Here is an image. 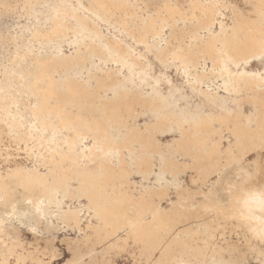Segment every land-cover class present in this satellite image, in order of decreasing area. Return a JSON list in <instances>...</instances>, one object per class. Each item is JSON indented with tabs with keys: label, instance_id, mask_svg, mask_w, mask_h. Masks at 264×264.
<instances>
[{
	"label": "rangeland",
	"instance_id": "1",
	"mask_svg": "<svg viewBox=\"0 0 264 264\" xmlns=\"http://www.w3.org/2000/svg\"><path fill=\"white\" fill-rule=\"evenodd\" d=\"M263 82L264 0H0V264H264Z\"/></svg>",
	"mask_w": 264,
	"mask_h": 264
},
{
	"label": "bare ground",
	"instance_id": "2",
	"mask_svg": "<svg viewBox=\"0 0 264 264\" xmlns=\"http://www.w3.org/2000/svg\"><path fill=\"white\" fill-rule=\"evenodd\" d=\"M91 1H93V0H91ZM97 1H98V0H97ZM108 1H109V0H108ZM110 1H112V0H110ZM188 1H189V0H188ZM180 2H181V1H180ZM80 3H81V2H80ZM96 3H97V2H96ZM165 3H166V2H165ZM168 3H169V1H168ZM193 3H194V2H193ZM104 4H105V2H104ZM111 4H112V3H111ZM113 4H114V3H113ZM118 4H119V3H118ZM209 4H210V3H209ZM217 4H218V3H217ZM261 4H262V3H261ZM199 5H200V4H199ZM81 6H82V5H81ZM195 6H196V5H195ZM211 6H212V5H211ZM60 7H61V6H60ZM102 7H103V6H102ZM169 7H171V6H169ZM173 7H174V6H173ZM201 7H203V5H201ZM114 8H115V7H114ZM123 8H124V7H123ZM123 8H122V9H123ZM175 8H176V7H175ZM195 8H196V7H195ZM199 8H200V7H199ZM88 9H89V8H88ZM90 9H91V8H90ZM93 9H94V8H93ZM169 9H170V8H169ZM172 9H173V8H172ZM202 9H203V8H202ZM206 9H208V8H206ZM209 9H210V8H209ZM258 9H259V8H258ZM99 10H100V9H99ZM102 10H103V9H102ZM104 10H105V9H104ZM128 10H129V9H128ZM139 10H140V9H139ZM163 10H164V9H163ZM194 10H195V9H194ZM58 11H59V10H58ZM63 11H64V10H63ZM72 11H73V9H72ZM90 11H91V10H90ZM170 11H171V10H170ZM206 11H209V10H206ZM104 12H106V11H104ZM179 12H180V11H178V13H179ZM66 13H67V12H66ZM165 13H166V12H165ZM175 13H176V10H175ZM219 13H220V12H219ZM55 14H56V13H55ZM61 14H62V13H61ZM105 14H106V13H105ZM110 14H111V13H110ZM113 14H115V13H113ZM122 14H123V13H122ZM124 14H125V13H124ZM124 14H123V15H124ZM166 14H167V13H166ZM203 14H204V13H203ZM185 15H186V14H185ZM125 16H126V15H125ZM149 16H150V15H149ZM163 16H164V15H163ZM197 16H198V15H197ZM210 16H211V15H210ZM210 16H209V17H210ZM54 17H55V16H54ZM117 17H118V16H117ZM135 17H137V15H136ZM60 18H61V16H60ZM64 18H65V17H64ZM108 18H109V17H108ZM110 18H111V17H110ZM110 18H109V19H110ZM170 18H171V16H170ZM184 18H185V16H184ZM187 18H188V17H187ZM189 18H190V16H189ZM194 18H195V17H194ZM204 18H205V17H204ZM75 19H76V18H75ZM81 19H82V17H81ZM155 19H156V18H155ZM82 20H83V19H82ZM84 20H85V19H84ZM105 20H106V19H105ZM119 20H120V19H119ZM173 20H174V18H173ZM173 20H172V21H173ZM194 20L196 21V19H194ZM211 20H212V19H211ZM53 21H54V19H53ZM138 21H139V20H138ZM148 21H149V20H148ZM191 21H192V20H191ZM79 22H80V21H79ZM121 22H122V21H121ZM124 22H125V21H124ZM144 22H145V21H144ZM206 22H208V21H206ZM81 23H83V22H81ZM59 24H60V23H59ZM83 24H84V23H83ZM91 24H92V23H91ZM133 24H134V23H133ZM151 24H152V22H151ZM154 24H155V23H154ZM209 24H210V23H209ZM253 24H254V23H253ZM92 25H93V24H92ZM120 25H121V24H120ZM155 25H156V24H155ZM82 26H83V25H82ZM127 26H128V25H127ZM157 26H158V25H157ZM63 27H64V26H63ZM65 27H66V25H65ZM85 27H86V26H85ZM125 27H126V25H125ZM142 27H143V26H142ZM145 27H146V26H145ZM60 28H61V27H60ZM75 28H76V27H75ZM121 28H122V27H121ZM137 28H138V27H137ZM154 28H155V27H154ZM176 28H177V27H176ZM233 28H234V27H233ZM51 29H52V28H51ZM63 29H64V28H63ZM86 29H87V28H86ZM146 29H147V28H146ZM205 29H206V28H205ZM240 29H241V28H240ZM249 29H250V28H249ZM254 29H255V27H254ZM56 30H57V28H56ZM77 30H78V28H77ZM144 30H145V29H144ZM159 30H160V28H159ZM206 30H208V29H206ZM251 30H252V29H251ZM52 31H53V30H52ZM62 31H63V30H62ZM75 31H76V30H75ZM79 31H81V30H79ZM169 31L171 32V30H169ZM201 31H203V30H201ZM256 31H257V30H256ZM50 32H51V31H50ZM77 32H78V31H77ZM84 32H85V31H84ZM94 32L96 33V31H94ZM100 32H101V31H100ZM124 32H125V31H124ZM127 32H128V31H127ZM127 32H126V33H127ZM174 32H175V31H174ZM187 32H188V31H187ZM261 32H262V30H261ZM75 33H76V32H75ZM160 33H161V32H160ZM46 34H48V32H47ZM55 34H56V33H55ZM66 34H67V33H66ZM98 34H99V33H98ZM262 34H263V32H262ZM53 35H54V33L52 34V36H53ZM91 35H92V34H91ZM149 35H150V34H149ZM58 36H59V35H58ZM50 37H51V36H50ZM169 37H170V36H169ZM236 37H237V36H236ZM42 38H43V37H42ZM46 38H47V37H46ZM137 38H138V37H137ZM73 39H74V38H73ZM92 39H93V38H92ZM97 39H98V38H97ZM142 39H143V38H142ZM99 40H100V39H99ZM144 40H145V39H144ZM229 40H230V39H229ZM258 40H259V39H258ZM260 40H261V39H260ZM38 41H39V40H38ZM137 41H138V39H137ZM159 41H160V39H158V42H159ZM184 41H185V40H184ZM188 41H189V40H188ZM55 42H56V41H55ZM115 42H116V41H115ZM163 42H164V41H163ZM212 42H213V41H212ZM239 42H240V41H239ZM75 43H76V42H75ZM256 43H257V42H256ZM259 43H260V42H259ZM47 44H48V43H47ZM65 44H66V42H65ZM104 44H105V43H104ZM106 44H108V42H107ZM144 44H145V43H144ZM153 44H154V43H153ZM206 44H208V43H206ZM210 44H211V43H210ZM252 44H253V43H252ZM73 45H74V43H72V46H73ZM77 45H78V43H77ZM116 45H117V44H116ZM57 46H58V45H57ZM78 46H80V45H78ZM91 46H92V45H91ZM107 46H109V45H107ZM110 46H111V45H110ZM147 46H148V45H147ZM151 46H152V45H151ZM158 47H159V45H158ZM208 47H209V46H208ZM247 47H248V46H247ZM259 47H260V46H259ZM48 48H49V47H48ZM76 48H77V47H76ZM88 48H89V47H88ZM92 48H93V47H92ZM102 48H103V47H102ZM102 48H101V49H102ZM114 48H115V46H114ZM188 48H189V47H188ZM252 48H253V47H252ZM260 48H261V47H260ZM22 49H23V48H22ZM78 49H79V48H78ZM152 49H153V47H152ZM158 49H159V48H158ZM161 49H162V48H161ZM212 49H213V48H212ZM234 49H235V48H234ZM93 50H94V49H93ZM114 50H115V49H114ZM118 50H119V49H118ZM120 50H121V49H120ZM120 50H119V51H120ZM154 50H155V48H154ZM171 50H172V49H171ZM186 50H187V49H186ZM191 50H192V49H191ZM191 50H190V51H191ZM204 50H205V49H204ZM231 50H232V49H231ZM257 50H259V49H257ZM87 51H88V50H87ZM99 51H100V50H99ZM102 51H104V49H103ZM160 51H161V50H160ZM164 51H165V50H164ZM251 51H252V50H251ZM251 51H250V52H251ZM59 52H60V51H59ZM104 52H106V51H104ZM158 52H159V50H158ZM205 52H206V51H205ZM239 52H240V51H239ZM77 53H78V52H77ZM92 53H93V51H92ZM96 53H97V51H96ZM114 53H115V52H114ZM114 53H113V54H114ZM116 53H117V52H116ZM123 53H125V52H123ZM123 53H122V54H123ZM227 53H228V51H227ZM259 53H260V52H259ZM131 54H132V53H131ZM160 54H162V53H160ZM183 54H184V53H183ZM190 54H191V53H190ZM248 54H250V53H248ZM248 54H247V56H248ZM77 55H80V52H79V54H77ZM94 55H95V54H94ZM99 55H100V54H99ZM103 55H104V53H103ZM103 55H102V56H103ZM111 55H112V54H111ZM115 55H116V54H115ZM118 55H119V54H118ZM120 55H121V54H120ZM125 55H126V54H125ZM127 55H130V54H127ZM192 55H193V54H192ZM91 56H93V54H92ZM123 56H124V55H123ZM181 56H182V55H181ZM208 56H209V55H208ZM230 56H231V54H230ZM67 57H68V56H67ZM99 57H100V56H99ZM120 57H121V56H120ZM175 57H176V56H175ZM183 57H184V55H183ZM191 57H192V56H191ZM209 57H210V56H209ZM69 58H70V57H69ZM136 58H137V57H136ZM171 58L173 59V57H171ZM231 58H232V57H231ZM80 59H81V58H80ZM100 59H101V58H100ZM104 59H106V58H104ZM117 59H118V58H117ZM121 59H122V58H121ZM132 59H134V58L132 57ZM232 59H233V58H232ZM247 59H248V57H247ZM250 59H251V58H250ZM84 60H85V59H84ZM84 60H82V61H84ZM135 60H136V59H135ZM178 60H179V59H178ZM178 60H177V61H178ZM43 61H44V60H43ZM50 61H51V60H50ZM111 61H112V60H111ZM113 61H114V60H113ZM124 61H125V60H124ZM126 61H127V60H126ZM190 61H191V60H190ZM249 61H250V60H249ZM71 62H72V61H71ZM74 62H75V60H74ZM78 62H81V61L79 60ZM86 62H87V61H86ZM129 62H130V61H129ZM45 63H47V61H46ZM56 63H57V62H56ZM93 63H94V62H93ZM114 63H115V61H114ZM179 63H180V62H179ZM88 64H89V63H88ZM180 64H181V63H180ZM73 65H74V64H73ZM84 65H85V64H84ZM183 65H184V64H183ZM38 66H39V65H38ZM40 66H42V65H40ZM75 66H76V65H75ZM79 66H80V65H79ZM121 66H122V65H121ZM185 66H186V65H185ZM187 66H188V65H187ZM194 66H195V65H194ZM45 67H46V66H45ZM47 67H48V66H47ZM73 68H74V67H73ZM122 68H123V67H122ZM169 68H170V67H169ZM184 68H185V67H184ZM79 69H80V68H79ZM89 69H90V68H89ZM181 69H182V68H181ZM52 70H53V67H52ZM80 71H81V70H80ZM119 71H120V70H119ZM73 72H74V71H73ZM193 72H194V71H193ZM44 73H45V72L42 73L43 76L45 75ZM46 73H47V72H46ZM53 73H54V71H53ZM80 73H81V72H80ZM188 73H189V72H188ZM42 74H40V76H41ZM137 74H138V73H137ZM195 74H196V73H195ZM202 74H203V73H202ZM202 74H201V75H202ZM36 75H37V74H36ZM88 75H89V73H88ZM113 75H114V74H113ZM138 75H139V74H138ZM43 76H42V77H43ZM193 76H194V75H193ZM96 77H97V76H96ZM133 77H134V75H133ZM231 77H232V76H231ZM47 78H48V77H47ZM121 78H122V77H121ZM139 78H140V77H139ZM100 79H101V78H100ZM107 79H108V78H107ZM140 79H141V78H140ZM180 79H181V78H180ZM231 79H232V78H231ZM51 80H52V79H51ZM211 80H212V79H211ZM228 80H229V79H228ZM235 80H236V79H235ZM52 81H53V80H52ZM67 81H68V80H67ZM87 81H88V80H87ZM115 81H116V80H115ZM196 81H197V80H196ZM238 81H239V80H238ZM256 81H258V80L256 79ZM48 82H49V81H48ZM57 82H58V81H57ZM128 82H129V81H128ZM30 83H31V82H30ZM55 83H56V82H55ZM68 83H69V82H68ZM198 83H199V82H198ZM231 83H232V82H231ZM258 83H259V82H258ZM263 83H264V82H263ZM36 84H37V83H36ZM36 84H35V85H36ZM45 84H46V83H45ZM71 84H72V83H71ZM118 84H119V83H118ZM232 84H233V83H232ZM48 85H49V84L47 83V86H48ZM57 85H58V84H57ZM201 85H202V84H201ZM223 85H224V84H223ZM33 86H34V85H33ZM44 86H45V85H44ZM75 86H76V85H75ZM112 86H113V85H112ZM232 86H233V85H232ZM50 87H51V86H50ZM82 87H83V86H82ZM88 87H89V86H88ZM97 87H98V86H97ZM173 87H174V86H173ZM36 88H37V87H36ZM36 88H35V90H36ZM45 88H46V87H45ZM99 88H100V87H99ZM37 89H38V88H37ZM47 89H48V88H47ZM70 89H71V88H70ZM70 89H69V91H70ZM192 89H193V88H192ZM79 90H80V89H79ZM111 90H112V89H111ZM139 90H140V88H139ZM201 90H202V89H201ZM218 90H219V89H218ZM247 90H248V89H247ZM42 91H43V90H42ZM44 91H45V90H44ZM46 91H47V90H46ZM69 91H68V92H69ZM141 91H142V90H141ZM194 91H195V90H194ZM206 91H208V90H206ZM259 91H260V90H259ZM259 91H258V92H259ZM49 92H50V91H49ZM51 92L53 93V90H52ZM63 92H64V91H63ZM85 92H86V91H85ZM115 92H116V91H115ZM209 92H210V91H209ZM31 93H32V92H31ZM36 93H37V92H36ZM38 93H39V92H38ZM47 93H48V92H47ZM54 93H55V91H54ZM54 93H53V94H54ZM70 93H72V92H70ZM70 93H69V94H70ZM75 93H77V92H75ZM202 93H203V92H202ZM237 93H238V92H237ZM40 94H41V93H40ZM57 94H58V93H57ZM60 94H63V93L60 92ZM69 94H67V95H69ZM138 94H139V93H138ZM216 94H217V93H216ZM239 94H240V93H239ZM257 94H258V93H257ZM38 95H39V94H38ZM41 95H43V93H42ZM55 95H56V93H55L54 95H52V96L55 97ZM71 95H72V94H71ZM208 95H209V94H208ZM39 96H40V95H39ZM45 96H46V95H45ZM45 96H44V97H45ZM85 96H86V95H85ZM116 96H117V95H116ZM160 96H161V95H160ZM257 96H258V95H257ZM48 97H49V95H48ZM57 97H58V96H57ZM68 97H69V96H68ZM73 97H74V96H73ZM76 97H77V96H76ZM117 97H118V96H117ZM134 97H135V96H134ZM149 97H150V95H149ZM252 97H253V96H252ZM40 98H41V97H40ZM141 98H142V97H141ZM262 98H263V97H262ZM44 99H45V98H44ZM49 99H50V98H49ZM93 99H94V98H93ZM133 99H134V98H133ZM164 99H165V98H164ZM209 99H210V97H209ZM216 99H217V98H216ZM250 99H251V98H250ZM253 99H254V98H253ZM256 99H257V98H256ZM45 100H47V99H45ZM52 100H53V98H52ZM85 100H86V99H85ZM211 100H212V99H211ZM260 100H261V99H260ZM47 101L49 102V100H47ZM67 101H68V100H67ZM131 101H132V100H131ZM163 101H164V100H163ZM229 101H230V100H229ZM40 102H41V101H40ZM54 102H55V101H54ZM54 102H53V103H54ZM84 102H85V101H84ZM108 102H109V101H108ZM164 102H165V101H164ZM236 102H237V101H236ZM261 102H262V100H261ZM263 102H264V101H263ZM42 103H43V102H42ZM57 103H58V102H57ZM71 103H73V102H71ZM151 103H152V102H151ZM153 103H154V101H153ZM157 103H158V102H157ZM162 103H163V102H162ZM108 104H109V103H108ZM112 104H114V103L112 102ZM116 104H117V103H116ZM116 104H114V105H116ZM12 105H13V104H12ZM42 105H43V104H42ZM44 105L46 106V105H48V104H44ZM72 105H73V104H72ZM72 105H71V106H72ZM87 105H88V104H87ZM135 105H136V104H135ZM150 105H151V104H150ZM40 106H41V105H40ZM56 106H57V105H56ZM107 106H108V105H107ZM109 106H110V105H109ZM111 106H112V105H111ZM128 106H129V105H128ZM145 106H146V104H145ZM154 106H155V105H154ZM48 107H49V106H48ZM89 107H90V106H89ZM97 107H98V105L96 106V108H97ZM103 107H104V106H103ZM103 107H101V108H103ZM7 108H8V107H7ZM37 108H38V107H37ZM51 108H52V107H51ZM61 108H62V107H61ZM78 108H79V107H78ZM113 108H114V107H113ZM166 108H167V107H166ZM32 109H33V108H32ZM56 109H57V108H56ZM63 109H64V108H63ZM63 109H62V110H63ZM80 109H81V108H80ZM6 110H7V109H6ZM8 110H9V109H8ZM42 110H43V109H42ZM45 110H47V108H45ZM57 110H58V109H57ZM59 110H60V109H59ZM106 110H107V109H106ZM111 110H112V109H111ZM130 110H131V109H130ZM151 110H152V109H151ZM159 110H160V108H159ZM4 111H5V110H4ZM33 111H34V110H33ZM70 111H71V110H70ZM116 111H118V110H116ZM116 111H115V112H116ZM154 111H155V110H154ZM36 112H37V110H36ZM41 112H42V111H41ZM47 112H48V111H46V112H44V113L42 112V113H43L42 115H44V114L47 113ZM53 112H54V109H53ZM56 112H57V111H56ZM99 112H100V111H99ZM104 112H105V111H104ZM110 112H112V111H110ZM110 112H109V113H110ZM129 112H130V111H129ZM30 113H31V112H30ZM49 113H51V112L49 111ZM57 113H58V112H57ZM66 113H68V112H66ZM119 113H120V112H119ZM130 113H131V112H130ZM132 113H133V112H132ZM37 114H38V112H37ZM99 114H100V113H99ZM111 114H112V113H111ZM116 114H117V112H116ZM161 114H162V113H161ZM48 115H49V114H48ZM113 115H114V114H113ZM4 116H5V115H4ZM36 116H37V115H36ZM55 116H56V115H55ZM117 116H118V115H117ZM130 116H131V115H130ZM13 117H14V116H13ZM102 117H103V116H102ZM114 117H115V116H114ZM260 117H261V116H260ZM263 117H264V116H263ZM38 118H39V117H38ZM44 118H45V117H44ZM46 118H47V117H46ZM46 118H45V119H46ZM58 118H59V117H58ZM61 118H62V116H61ZM77 118H79V117L77 116ZM116 118H117V117H116ZM128 118H129V117H128ZM12 119H13V118H12ZM79 119H81V117H80ZM103 119H104V118H103ZM105 119H106V118H105ZM114 119H115V118H114ZM121 119H122V118H121ZM221 119H222V118H221ZM59 120H61V119H59ZM59 120H58V121H59ZM63 120H64V119H63ZM93 120H94V119H93ZM106 120H107V119H106ZM122 120H123V119H122ZM122 120H121V121H122ZM178 120H179V119H178ZM44 121H45V120H44ZM64 121H65V120H64ZM78 121H80V120H78ZM84 121H85V120H84ZM100 121H101V119H100ZM131 121H132V120H131ZM220 121H221V120H220ZM257 121H259V120H257ZM18 122H19V121H18ZM61 122H62V121H61ZM86 122H87V121H86ZM93 122H94V121H93ZM163 122H164V121H163ZM45 123H46V121H45ZM55 123H56V122H55ZM58 123H59V122H58ZM95 123H96V122H95ZM102 123H103V122H102ZM37 124H38V122H37ZM37 124H36V125H37ZM40 124H41V123H40ZM63 124H64V123H63ZM92 124H93V123H92ZM96 124H97V123H96ZM106 124H107V123H106ZM106 124H105V125H106ZM124 124H125V123H124ZM157 124H158V123H157ZM161 124H162V123H161ZM43 125H44V123H43ZM46 125H48V123H46ZM65 125H68V126H69V125H71V124H67V122H66ZM85 125H86V123H85ZM94 125H95V124H94ZM101 125H102V124H101ZM113 125H114V124H113ZM195 125H196V124H195ZM55 126H56V125H55ZM78 126H79V125H78ZM83 126H84V125H83ZM119 126H120V125H119ZM124 126H125V125H124ZM6 127H7V126H6ZM30 127H31V126H30ZM53 127H54V126H53ZM33 128H34V127H33ZM40 128H41V127H40ZM63 128H64V127H63ZM74 128H75V127H74ZM77 128H78V127H77ZM93 128H97V127H93ZM93 128H92V129H93ZM109 128H110V127H109ZM125 128H126V127H125ZM135 128H137V127H135ZM135 128H134V129H135ZM258 128H259V127H258ZM34 129H35V128H34ZM54 129H55V128H54ZM105 129H106V126H105ZM126 129H127V128H126ZM126 129H124V130H126ZM226 129H228V128H226ZM17 130H19V129H17ZM63 130H64V129H63ZM85 130H86V129H85ZM88 130H91V129H88ZM193 130H194V129H193ZM28 131H29V129H28ZM34 131H35V130H34ZM97 131H98V130H97ZM99 131H100V130H99ZM116 131H117V130H116ZM54 132H55V131H54ZM83 132H84V130H83ZM101 132H102V129H101ZM117 132H118V131H117ZM128 132H129V131H128ZM184 132H185V131H184ZM52 133H53V132H52ZM72 133H74V132H72ZM90 133H91V132H90ZM109 133H110V132H109ZM131 133H132V131H131ZM187 133H188V131H187ZM55 134H56V133H55ZM74 134H75V133H74ZM76 134H77V133H76ZM98 134H99V133H98ZM117 134H118V133H117ZM133 134H134V133H133ZM184 134H185V133H184ZM52 135H53V134H52ZM77 135H78V134H77ZM89 135H90V134H89ZM123 135H124V134H123ZM123 135H122V136H123ZM86 136H87V135H86ZM86 136H85V137H86ZM130 136H131V135H130ZM134 136H135V135H134ZM14 137H16V136H14ZM40 137H41V135H40ZM241 137H242V136H241ZM50 138H51V137H50ZM52 138H53V136H52ZM70 138H72V137H70ZM25 139H26V138H25ZM30 139H32V138H30ZM34 139H35V138H34ZM92 139H94V138H92ZM105 139H106V137H105ZM133 139H134V138H133ZM147 139H148V138H147ZM149 139H150V138H149ZM149 139H148V140H149ZM151 139H152V138H151ZM76 140H77V139H76ZM76 140H75V141H76ZM100 140H101V139H100ZM103 140H104V139H103ZM108 140H109V139H108ZM68 141H69V140H68ZM70 141H71V140H70ZM94 141H95V140H94ZM129 141H130V140H129ZM52 142H53V141H52ZM58 142H59V141H58ZM105 142H106V141H105ZM67 143H68V142H67ZM81 143H82V142H81ZM103 143H104V142H103ZM116 143H117V142H116ZM139 143H140V142H139ZM184 143H185V142H184ZM184 143H183V144H184ZM254 143H255V142H254ZM65 144H66V143H65ZM94 144H96V143H94ZM101 144H102V142H101ZM134 144H135V143H134ZM142 144H143V143H142ZM185 144H186V143H185ZM34 145H35V144H34ZM63 145H64V144H63ZM96 145H97V144H96ZM96 145H95V146H96ZM120 145H121V144H120ZM139 145H140V144H139ZM155 145H156V144H155ZM68 146H69V145H68ZM75 146H76V145H75ZM101 146H102V145H101ZM113 146H114V145H113ZM128 146H129V145H128ZM156 146H157V145H156ZM256 146H257V144H256ZM71 147H72V146H71ZM99 147H100V146H99ZM103 147H104V146H103ZM114 147H115V146H114ZM139 147H140V146H139ZM145 147H146V146H145ZM145 147H143V148H145ZM158 147H159V145H158ZM167 147H168V146H167ZM177 147H178V146H177ZM60 148H61V147H60ZM73 148H74V147H73ZM101 148H102V147H101ZM123 148H124V147H123ZM109 149H110V148H109ZM134 149H135V148H134ZM157 149H158V148H157ZM246 149H247V148H246ZM103 150H104V149H103ZM112 150H113V149H112ZM141 150H142V149H141ZM146 150H147V149H146ZM174 150H176V148H175ZM181 150H182V149H181ZM25 151H26V150H25ZM198 151H199V150H198ZM47 152H48V151H47ZM72 152H73V151H72ZM161 152H162V151H161ZM187 152H188V151H187ZM200 152H201V151H200ZM52 153H53V152H52ZM101 153H102V152H101ZM149 153H150V151H149ZM149 153H148V154H149ZM151 153H152V152H151ZM66 154H67V153H66ZM87 154H88V153H87ZM96 154H97V153H96ZM96 154H95V156H96ZM102 154H103V153H102ZM175 154H176V153H175ZM48 155H49V154H48ZM50 155L53 156V154H50ZM59 155H60V154H58V156H59ZM80 155H81V154H80ZM3 156H4V155H3ZM72 156H73V155H72ZM106 156H107V155H106ZM119 156H120V155H119ZM151 156H152V154H151ZM65 157H66V156H65ZM67 157H68V155H67ZM75 157H76V156H75ZM85 157H86V156H85ZM98 157H99V156H98ZM141 157H142V156H141ZM106 158H107V157H106ZM164 158H165V157H164ZM61 159H63V156H62ZM130 159H131V158H130ZM150 159H152V158H150ZM160 159H161V158H160ZM70 160H72V159H70ZM80 160H81V159H80ZM102 160H103V158H102ZM104 160H105V159H104ZM122 160H123V159H122ZM136 160H137V159H136ZM161 160H162V159H161ZM59 161H60V160H59ZM59 161H58V162H59ZM151 161H152V160H151ZM170 161H171V160H170ZM65 162H66V161H65ZM70 162H71V161H70ZM73 162H74V161H73ZM43 163H44V162H43ZM61 163H62V162H61ZM104 163H105V162H104ZM106 163H107V162H106ZM138 163H139V162H138ZM150 163H151V162H150ZM7 164H8V163H7ZM57 164H58V163H57ZM57 164H56V165H57ZM2 165H3V164H2ZM31 165H32V164H31ZM58 165L60 166V164H58ZM100 165H101V164H100ZM102 165H103V164H102ZM128 165H129V164H128ZM163 165H165V164H163ZM138 166H139V164H138ZM169 166H170V165H169ZM85 167H86V166H85ZM98 167H99V166H98ZM139 167H140V166H139ZM167 167H168V166H167ZM140 168H141V167H140ZM165 168H166V167H165ZM68 169H69V168H68ZM68 169H67V170H68ZM168 169H169V168H168ZM168 169H167V170H168ZM16 170H18V169H16ZM16 170H15V171H16ZM70 170H71V169H70ZM70 170H69V171H70ZM83 170H85V169L83 168ZM140 170H141V169H140ZM144 170H145V169H144ZM18 171H19V170H18ZM98 171H99V170H98ZM104 171H105V169H104ZM109 171H110V170H109ZM22 172H23V171H22ZM32 172H33V171H32ZM54 172H55V171H54ZM87 172H88V171H87ZM111 172H112V171H110V173H111ZM169 172H170V171H169ZM13 173H14V171H13ZM26 173H27V174H26ZM82 173H83V172H82ZM104 173H105V172H104ZM106 173H107V172H106ZM142 173H143V172H142ZM149 173H150V172H149ZM25 174H26V175H25ZM25 174H24L23 176H21V181L24 182V183H26V182H28V180H30V179H29L30 176H28V172H25ZM31 174H32V173H31ZM35 174H36V173H35ZM83 174H85V173H83ZM120 174H121V173H120ZM11 175H12V174H11ZM40 175H41V174H39V176H40ZM49 175H50V174H49ZM53 175H54V174H53ZM113 175H114V173H113ZM116 175H117V174H116ZM12 176H13V175H12ZM31 176H32V175H31ZM42 176H43V175H42ZM14 177L16 178V175H14ZM17 177H19V175H18ZM34 177H35V175H34ZM36 177H37V174H36ZM89 177H90V176H89ZM89 177H88V178H89ZM94 177H96V176H93V178H94ZM107 177H109V176H107ZM107 177H106V178H107ZM0 178H1V177H0ZM56 178H57V177H56ZM18 179H19V178H18ZM41 179H44V178L41 177ZM96 179H97V178H96ZM111 179H112V178H111ZM145 179H146V178H145ZM3 180H4V179H3ZM3 180H1V181H3ZM91 180H92V179H91ZM103 180H104V179H103ZM105 180H106V179H105ZM33 181H34V180H33ZM37 181H38V180H37ZM37 181H36V183H38V182L40 181V179H39L38 182H37ZM44 181H45V180H44ZM63 181H64V180H63ZM67 181H68V180H67ZM80 181H81V180H80ZM146 181H148V180H146ZM3 182H4V181H3ZM19 182H20V181H19ZM19 182H17V183L19 184ZM31 182H32V179H31ZM58 182H59V181H58ZM60 182H61V181H60ZM85 182H86V181H85ZM85 182H84V183H85ZM105 182H106V181H105ZM109 182H110V181H109ZM0 183H1V182H0ZM39 183H40V182H39ZM80 183H82V182H80ZM94 183H95V182H94ZM103 183H104V182H103ZM112 183H113V182H112ZM112 183H111V184H112ZM22 184H23V183H22ZM42 184H44V183H42ZM91 184H92V183H90V186H91ZM32 185L34 186V184H32ZM82 185H83V184H82ZM92 185H93V184H92ZM103 185H104V184H102V186H103ZM95 186H96V185H95ZM28 187H29V186H28ZM45 187H46V184H45ZM48 187H49V185H48ZM58 187H59V186H58ZM85 187H86V186H85ZM98 187H99V186H98ZM36 188H37V187H36ZM43 188H44V185H43L42 189H43ZM90 188H91V187H90ZM94 188H95V187H94ZM42 189H41V190H42ZM48 189H50V188H46V190H47V195L50 194L51 197H53V196L56 194L57 190H58V188H57V190H55V189H50V190H48ZM59 189H60V188H59ZM64 189H65V188H64ZM79 189H80V188H79ZM79 189H78V190H79ZM97 189H98V188H97ZM146 189H147V188H146ZM46 190H45V191H46ZM83 190H84V188H83ZM147 190H148V189H147ZM175 190H176V189H175ZM177 190H178V189H177ZM37 191H38V190H37ZM43 191H44V189H43ZM59 191H60V190H59ZM62 191H63V190H62ZM96 191H98V190H96ZM256 191H258V190H256ZM260 191H261V189H260ZM253 192H254V191H253ZM42 193L44 194V196H46L44 192H42ZM87 193H88V191H87ZM90 193H91V192H90ZM93 193H94V192H93ZM96 193H97V192H96ZM43 194H42V197H43ZM53 194H54V195H53ZM70 194H71V193H70ZM97 194H98V193H97ZM99 194H100V193H99ZM257 194H258V193H257ZM259 194H260V193H259ZM259 194H258V195L254 194V195H255V196H254V195H252V193H250V195H249L250 197H249L248 199H247L246 197L244 198V199H247L246 203L248 202V205H249L250 203H251V204H254V205H252V206H251V205H250V206L247 205L248 207L246 206V204L243 205V206H246V207H244V209L247 210L246 213L251 212V209H252V207H254V206H259V207H258V210H259V208H260L261 205H262V207H263V205H264V204H263V203H264V198H263L264 195H263V194H264V193L262 194V197H261ZM75 195H76V194H75ZM69 196H70V195H69ZM84 196H86V195H84ZM84 196H83V197H84ZM96 196H97V195H96ZM103 196H104V195H103ZM243 196H245V195L243 194ZM252 196H253V197H252ZM54 197H55V196H54ZM54 197H53V198H54ZM61 197H62V196H61ZM48 198H49V197H48ZM80 198H81V196H80ZM84 198H85V197H84ZM104 198H106V197H104ZM104 198H103V199H104ZM116 198H117V197H116ZM116 198H115V199H116ZM119 198H121V197H119ZM141 198H142V197H141ZM241 198H242V197H241ZM62 199H63V198H62ZM109 199H110V198H109ZM49 200H50V199H49ZM49 200H48V201H49ZM51 200H52V199H51ZM113 200H114V199H112V201H113ZM121 200H122V199H121ZM129 200H130V199H129ZM241 200H242V199H241ZM107 201H108V199H107ZM123 201H124V200H123ZM140 201H141V199H140ZM94 202H95V201H94ZM103 202H104V201H103ZM244 202H245V201H244ZM117 203H118V202H117ZM124 203H125V202H124ZM237 203H238V202H237ZM241 203H242V202H241ZM96 204H98V201L96 202ZM104 204H105V203H104ZM113 204H114V203H113ZM122 204H123V203H122ZM127 204H130V203L127 202ZM132 204H133V203H132ZM144 204H145V203H144ZM144 204H143V205H144ZM238 204H239V203H238ZM99 205L101 206V204H99ZM133 205H134V204H133ZM240 205H241V204H240ZM94 206H95V205H94ZM97 206H98V205H97ZM67 207H68V206H67ZM115 207H116V206H115ZM121 207H122V206H121ZM141 207H143V206H141ZM145 207H146V205H145ZM150 207H151V206H150ZM240 207H241V206H240ZM93 208H94V207H93ZM93 208H92V209H93ZM95 208H96V207H95ZM110 208H111V207H110ZM122 208H123V207H122ZM122 208H121V210H122ZM127 208H128V207H127ZM135 208H136V207H135ZM137 208H138V207H137ZM151 208H152V207H151ZM250 208H251V209H250ZM112 209H113V208H112ZM139 209H140V208H139ZM156 209H157V208H156ZM156 209H155V210H156ZM238 209H239V208H238ZM263 209H264V208H263ZM239 210H241V209H239ZM256 210H257V209H256ZM258 210H257V211H258ZM74 211H75V210H74ZM91 211H92V210H91ZM98 211H99V213H100V217H101V219H102V220H101V219H99V220L102 221V222H104V223L106 224V222L103 221V220H104V219L107 220V219H109L110 217H112V215L109 216V214H111V213L109 212V210L107 211L106 208H103V207H100V209L98 208V210L95 211V213H97ZM123 211H124V208H123ZM126 211H127V210H126ZM162 211H163V210H162ZM254 211H255V209H254ZM254 211L252 210L253 213H256V214H257V212H254ZM113 212H114V211H113ZM113 212H112V213H113ZM120 212H122V211H120ZM120 212H118V213L120 214ZM177 212H178V211H177ZM243 212H244V210H243ZM263 212H264V211H263ZM263 212L261 213V210H260V214H263ZM61 213H62V212H61ZM93 213H94V212H93ZM108 213H109V214H108ZM138 213H139V212H138ZM149 213H150V212H149ZM155 213H156V212H155ZM258 213H259V212H258ZM53 214H54V213H53ZM113 214H114V213H113ZM125 214H126V213H125ZM127 214H128V213H127ZM163 214H164V213H163ZM239 214H240V212H239ZM244 214H245V213H244ZM260 214L257 215L256 218H257V219H260V221L263 220L262 222H259V223H262V224H263V223H264V216H263L264 214L262 215L263 217H261ZM61 215H62V214H61ZM96 215H97V214H96ZM107 215H108V216H107ZM153 215H154V214H153ZM157 215H158V213H157ZM242 215H243V213H242ZM245 215L247 216L248 214H245ZM250 215L252 216V213H250ZM253 215H254V214H253ZM115 216H116V215H115ZM115 216L113 215V217H115ZM117 216H118V215H117ZM117 216H116V218H117ZM132 216H133V215H132ZM158 216H159V215H158ZM174 216H175V215H174ZM246 216H245V217H246ZM251 216H250V217H251ZM84 217H85V216H84ZM100 217H98V218H100ZM108 217H109V218H108ZM119 217H120V216H119ZM134 217H135V216H134ZM134 217H133V218H134ZM153 217H154V216H153ZM171 217H172V215H171ZM185 217H186V216H185ZM248 217H249V216H248ZM254 217H255V216H254ZM254 217H253V218H254ZM136 218H138V217H136ZM155 218H156V217H155ZM251 218H252V217H251ZM112 219H114V218H112ZM119 219H120V218H119ZM119 219L117 218V220H119ZM123 219H124V218H123ZM138 219H139V218H138ZM157 219H158L157 221H160V220H161V222L165 220V219L162 220V218H161L160 220H159V218H157ZM180 219H181V218H180ZM254 219H255V218H254ZM257 219H256V220H257ZM114 220H115V219H114ZM111 221H112V220H111ZM111 221H109V223H110ZM121 221H122V220H121ZM166 221H167V220H166ZM168 221H169V220H168ZM135 222H136V221H135ZM135 222H134V223H135ZM154 222H155V221H154ZM249 222H250V220H249ZM114 223H115V222H114ZM119 223H120V222H119ZM159 223H160V222H159ZM159 223H158V224H159ZM259 223H258V224L256 223V225H259ZM107 224H108V223H107ZM110 224H111V223H110ZM116 224H117V221H116ZM116 224H115V225H116ZM120 224L122 225V223H120ZM132 224H133V223H132ZM151 224H152V223H151ZM165 224H166V223H165ZM167 224H169V223H167ZM167 224H166V225H167ZM171 224H172V223H171ZM254 224H255V223H254ZM144 225H145V224H144ZM163 225H164V224H163ZM116 226L119 228L118 225H116ZM142 226H143V225H142ZM261 226H262V228L260 227V230L258 229L259 231H261V229H264V224L261 225ZM107 227H108V226H107ZM117 227H115V228H117ZM123 227H124V226H123ZM123 227H122V228H123ZM125 227H126V226H125ZM140 227H141V226H140ZM157 227H158V226H157ZM162 227H163V226H162ZM166 227H167V226H166ZM174 227H175V226H174ZM141 228H142V227H141ZM144 228H145V227H144ZM148 228H149V227H148ZM150 228H151V227H150ZM152 228H153V226H152ZM158 228H159V230H160V227H158ZM168 228H169V227H168ZM111 229H112V226H111ZM145 229H146V228H145ZM145 229H144V230H145ZM163 229H164V228H163ZM113 230H114V229H113ZM116 230H117V229H116ZM116 230H115V231H116ZM188 230H189V229H188ZM100 231H101V230H100ZM100 231H99V232H100ZM162 231H163V230H162ZM166 231H167V229L165 228V232H166ZM185 231H186V230H185ZM104 232H105V231H104ZM139 232H140V231H139ZM146 232H147V231H146ZM153 232H154V231H152V233H153ZM155 232H156V231H155ZM158 232H159V231H158ZM150 233H151V232H150ZM154 234H155V233H154ZM167 234H168V233H167ZM169 234H170V233H169ZM190 234H191V233H190ZM263 234H264V233H263ZM142 235H143V234H142ZM147 235H148V234H147ZM150 235H151V234H150ZM152 235H153V234H152ZM193 235H194V234H193ZM261 235H262V234H261ZM135 236H136V235H135ZM137 236H139V235H137ZM154 236H155V235H154ZM154 236H153V237H154ZM94 237H95V236H94ZM108 237H109V236H108ZM165 237H166V236H165ZM110 238H111V237H110ZM137 238H138V237H137ZM155 239H157V238H155ZM99 240H100V239H99ZM124 240H126V239H124ZM133 240H134V239H133ZM146 240L148 241V239H146ZM160 240H161V239H160ZM175 240H176V239H175ZM180 240H181V239H180ZM156 241H157V240H156ZM124 242H125V241H124ZM151 243H152V242H151ZM157 243H158V242H156V244H157ZM136 244H137V243H136ZM125 245H126V244H125ZM143 245H144V244H143ZM158 245H159V244H158ZM158 245H157V246H158ZM166 245H167V244H166ZM114 246H115V245H114ZM149 246H150V245H149ZM115 247H116V246H115ZM159 247H160V246H159ZM168 247H170V246H168ZM112 248H113V247H112ZM149 248H151V247H149ZM163 248H164V247H163ZM153 249H154V248H153ZM141 250H142V249H141ZM148 250H149V249H148ZM184 250H185V249H184ZM188 250H189V249H188ZM108 251H109V249H108ZM146 251H147V250H146ZM152 251H153V250H152ZM192 251H193V250H192ZM199 253H200V252H199ZM107 255H108V254H107ZM141 255H142V254H141ZM141 255H140V256H141ZM151 255H152V254H151ZM159 255H160V254H159ZM139 259H140V258H139ZM166 259H167V258H166ZM147 260H149V259H147ZM155 262H156V261H155ZM157 263H158V262H157ZM164 263H165V262H164Z\"/></svg>",
	"mask_w": 264,
	"mask_h": 264
}]
</instances>
